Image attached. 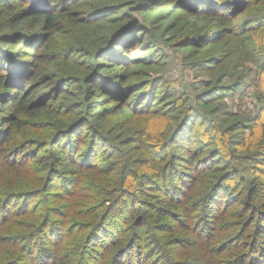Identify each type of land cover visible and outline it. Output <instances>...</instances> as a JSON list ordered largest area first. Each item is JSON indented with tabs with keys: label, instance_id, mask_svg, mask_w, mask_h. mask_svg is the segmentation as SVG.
Wrapping results in <instances>:
<instances>
[{
	"label": "trees",
	"instance_id": "1",
	"mask_svg": "<svg viewBox=\"0 0 264 264\" xmlns=\"http://www.w3.org/2000/svg\"><path fill=\"white\" fill-rule=\"evenodd\" d=\"M161 44L213 51L197 108ZM248 63L264 0H0V264H264V135L213 106Z\"/></svg>",
	"mask_w": 264,
	"mask_h": 264
},
{
	"label": "rangeland",
	"instance_id": "2",
	"mask_svg": "<svg viewBox=\"0 0 264 264\" xmlns=\"http://www.w3.org/2000/svg\"><path fill=\"white\" fill-rule=\"evenodd\" d=\"M177 16V18H182L181 21L186 20V15H181L180 12L177 13ZM194 26L196 27V31L194 33L204 32L208 29V27L204 26L203 23H195ZM187 34H189V32H187ZM171 38V34L166 36V39L169 43L172 41ZM161 45L163 47L162 54L167 56L166 60H168V63L165 65V67L158 71L150 69V71H146L145 74L149 75V77H162L171 88H174L178 96L186 99L190 106L197 108L196 102L198 97L200 96L201 92L206 90V88H209V85L215 81V78L205 71L197 72L194 65L196 61L209 58L213 54V51H209L210 47L201 48L196 46L192 48L187 47L179 51H175V49L172 47L175 51L174 52L171 48L167 47V45ZM209 65L212 66L213 64L210 63ZM246 75L248 77L247 84L240 92L226 101H224V99L223 101H219L213 105L216 106V108L221 112H224L225 110L233 112V114H235L234 116H237L238 118L237 128H239V131L242 130V127H246L244 132L236 133L231 136L232 141L237 140L238 142L246 141L245 137H248L251 134L252 136L254 134L257 136L264 135V132L261 130L260 133L258 132L259 125L263 126L264 124V117L255 120L257 115L264 109L262 90L264 83L253 63L247 64ZM225 81L229 82L228 80ZM162 85L164 87H161L159 83H156L154 88H166L165 84ZM160 90L163 89H159V91ZM198 112L203 114L201 109H198ZM228 120L229 122L226 125H221V128L232 125L234 119ZM246 120L249 122H246ZM197 126L198 124L195 127ZM228 137H230V135H228ZM202 139L205 140L206 137H202ZM252 143H254L255 146L257 145L258 140L255 139L252 141ZM208 148L209 150H221L223 155L226 156L224 147L218 144L216 137L210 139ZM221 157L222 155L219 156L220 159H222Z\"/></svg>",
	"mask_w": 264,
	"mask_h": 264
}]
</instances>
